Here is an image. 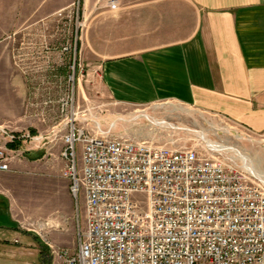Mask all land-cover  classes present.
<instances>
[{"label": "crops", "instance_id": "crops-1", "mask_svg": "<svg viewBox=\"0 0 264 264\" xmlns=\"http://www.w3.org/2000/svg\"><path fill=\"white\" fill-rule=\"evenodd\" d=\"M116 5L0 0V126L16 135L27 129L38 134L21 55L28 41L41 51L42 20L69 10L82 20L84 61L98 65L115 101H175L264 131V0H116ZM39 142L11 143L24 156L0 171V264H61L43 237L76 248L73 200L60 180L64 161L32 158L43 149ZM28 224L38 228L36 234Z\"/></svg>", "mask_w": 264, "mask_h": 264}, {"label": "built area", "instance_id": "built-area-1", "mask_svg": "<svg viewBox=\"0 0 264 264\" xmlns=\"http://www.w3.org/2000/svg\"><path fill=\"white\" fill-rule=\"evenodd\" d=\"M41 138L0 126V171L24 156L11 143ZM62 141V171L77 205L84 194L85 225L75 251L43 237L61 264H264V185L244 164L212 147H153L73 120Z\"/></svg>", "mask_w": 264, "mask_h": 264}, {"label": "rangeland", "instance_id": "rangeland-1", "mask_svg": "<svg viewBox=\"0 0 264 264\" xmlns=\"http://www.w3.org/2000/svg\"><path fill=\"white\" fill-rule=\"evenodd\" d=\"M41 23L42 55L31 48L33 45L30 41L24 45L28 46L24 58L27 63H31L33 72H30V77L27 75L31 122L38 123L37 132L43 135L39 142L43 149L41 153H33L35 158H42V162L62 159L64 168L66 160L60 156L64 147L62 136L68 132L73 120L76 126L89 132L146 141L153 147H212L218 150L216 152L221 157L244 164L264 185V131L254 132L225 117L175 101L119 103L103 85L98 65L89 64L82 57L80 17L73 11L64 10L54 18H45ZM68 46L70 50H64ZM75 53L74 64L72 60ZM38 56L42 57L37 60L39 63L35 68L34 62ZM31 128L36 131L34 126ZM45 148L59 157L47 155ZM60 180L68 186L73 200L77 232L78 225H85L84 194H80L77 205L71 192V180L64 176V171H61ZM25 228L33 233L38 229L30 224ZM75 239L76 248L73 251L78 246L77 233Z\"/></svg>", "mask_w": 264, "mask_h": 264}, {"label": "trees", "instance_id": "trees-1", "mask_svg": "<svg viewBox=\"0 0 264 264\" xmlns=\"http://www.w3.org/2000/svg\"><path fill=\"white\" fill-rule=\"evenodd\" d=\"M32 158H35L34 156L31 155Z\"/></svg>", "mask_w": 264, "mask_h": 264}]
</instances>
